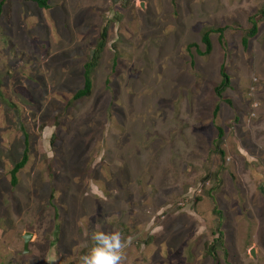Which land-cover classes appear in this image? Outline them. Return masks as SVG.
<instances>
[{
	"label": "rangeland",
	"instance_id": "1",
	"mask_svg": "<svg viewBox=\"0 0 264 264\" xmlns=\"http://www.w3.org/2000/svg\"><path fill=\"white\" fill-rule=\"evenodd\" d=\"M46 5L0 12V264H80L97 231L130 241L124 264H264V0Z\"/></svg>",
	"mask_w": 264,
	"mask_h": 264
},
{
	"label": "trees",
	"instance_id": "2",
	"mask_svg": "<svg viewBox=\"0 0 264 264\" xmlns=\"http://www.w3.org/2000/svg\"><path fill=\"white\" fill-rule=\"evenodd\" d=\"M3 1L4 0L0 1V12H1V7L3 5ZM24 1H29V2L35 3L38 8H46L47 7L46 0H24ZM261 16H262L261 19H264V11L263 10H261ZM248 22L250 24V28H249V30H247V32L241 38V46H242L243 49H246V47H247V40L249 38L253 37L256 34V21H254L252 18H249ZM222 31L223 30L221 28H218L214 32H211V30H205V31H203L201 33L200 42L204 46V52L203 53L205 55L209 54L210 51H211V44H210V39H209L210 33H217L218 34V42H221V40H222V37H221ZM105 33H106V30H105V28H103L101 30L100 34H99L100 44H99L98 48L96 49V51H94L93 56L89 60H87L86 63H84V65H83V74H82L83 83H82V87L79 90H77L72 95L71 99L73 101L85 98V97H87L90 94L91 81H90V78H89V72H90L91 67L94 64L93 62L95 61L96 56L99 53V49L103 48V42L102 41L104 39ZM192 47H193V45H192ZM220 77H221L220 84L213 89L214 93L219 98H221V93H223L224 90L229 86V79H228V76L226 75L223 67H220ZM227 104H229V102H227ZM217 109H218L217 107L214 109L213 115L216 114ZM217 131H218V135H217V141L215 142V149L218 151V153L220 155H222V152L220 150H218V145H219V142H220V139H221V136H222V131H221L220 128H217ZM26 146H27V143H26V140H24V150L22 152L21 158H20V160L18 162H16L13 165L12 169L9 172V180H10L9 183H10L11 186L15 185V183H16V174H17V172L20 169L23 168V166L25 165V163L27 161V149H26ZM201 181L202 182H198V183L201 184V186H203V183H205L207 180L205 181V179L202 178ZM197 196L198 195H196V197ZM221 237L222 236L219 234L218 237H216L215 239L212 240L213 246H214V243L219 242ZM211 251L213 252V247L207 248V253L208 254H212V256H213V253Z\"/></svg>",
	"mask_w": 264,
	"mask_h": 264
},
{
	"label": "clouds",
	"instance_id": "3",
	"mask_svg": "<svg viewBox=\"0 0 264 264\" xmlns=\"http://www.w3.org/2000/svg\"><path fill=\"white\" fill-rule=\"evenodd\" d=\"M93 245L82 255L80 264H124L126 248L130 241L126 240L119 231L92 233Z\"/></svg>",
	"mask_w": 264,
	"mask_h": 264
},
{
	"label": "water",
	"instance_id": "4",
	"mask_svg": "<svg viewBox=\"0 0 264 264\" xmlns=\"http://www.w3.org/2000/svg\"><path fill=\"white\" fill-rule=\"evenodd\" d=\"M140 6H142V3L140 4ZM31 238H32V233H30V232H25V233H23L21 235V240H22V253L23 254L27 253V251H28V244H29ZM249 254H250V256L253 257L252 250L249 251Z\"/></svg>",
	"mask_w": 264,
	"mask_h": 264
},
{
	"label": "built area",
	"instance_id": "5",
	"mask_svg": "<svg viewBox=\"0 0 264 264\" xmlns=\"http://www.w3.org/2000/svg\"><path fill=\"white\" fill-rule=\"evenodd\" d=\"M252 107H256L255 104ZM251 115H253V113H251ZM201 184L197 183L192 189V192H190L189 194L191 195L192 193H197L201 191ZM188 201V199L183 200L182 202H178L176 205L178 208H184V205H186L185 203Z\"/></svg>",
	"mask_w": 264,
	"mask_h": 264
}]
</instances>
